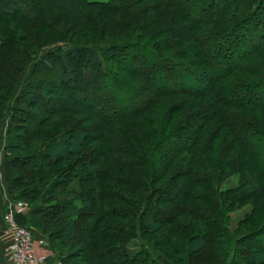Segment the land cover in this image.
I'll return each instance as SVG.
<instances>
[{
	"label": "trees",
	"instance_id": "trees-1",
	"mask_svg": "<svg viewBox=\"0 0 264 264\" xmlns=\"http://www.w3.org/2000/svg\"><path fill=\"white\" fill-rule=\"evenodd\" d=\"M6 1L0 0V124L10 114L3 171L11 200L30 208L17 223L44 234L58 264L73 263L56 240L85 244L88 264H161L147 241L145 248L129 246L145 237L179 264H264V223L255 230L264 215V0H225L212 17L197 0H80L109 15L121 42L56 45L35 62L17 95L19 78L43 47L26 29L64 31L89 17L75 15V0H60L63 11L54 15L45 0H34L37 15ZM74 59L92 79L90 85L78 76L77 85L87 83L82 93H72L70 76L58 75L49 87L33 80L55 66L74 72ZM159 79L168 85L155 86ZM56 86L64 94L52 105ZM124 93L131 99L126 110L114 103ZM236 175L237 186L220 188ZM168 189L172 198H161ZM246 205L253 214L242 225L254 230L236 238L228 217ZM60 221L57 233L49 231Z\"/></svg>",
	"mask_w": 264,
	"mask_h": 264
},
{
	"label": "rangeland",
	"instance_id": "rangeland-1",
	"mask_svg": "<svg viewBox=\"0 0 264 264\" xmlns=\"http://www.w3.org/2000/svg\"><path fill=\"white\" fill-rule=\"evenodd\" d=\"M47 1H48L49 5L46 4ZM6 2H8V4L10 3L9 4L10 8H11L12 4H15L17 7L20 8V10H26V12H29L30 14H35V15L39 14L38 7H37L36 3L34 2V0H32V2H30L29 0H25V1L24 0H7ZM44 3L46 4L47 12H49L50 15H54V13H55V11H57V9L58 10L62 9V11H63V6H62L60 0H45ZM195 4L197 5V7H199L200 10L201 9L204 10L202 12L205 13L206 16L208 15L209 17H212V16H216L218 14V12L226 4V1L225 0L224 1H221V0H197V2ZM32 5H34V6H32ZM211 5H212V9L209 12L208 6H211ZM263 10H264V6L261 8L260 11L262 12ZM74 11H75V15L80 14L81 16L84 15V16L89 17V21H87L85 26H83V27H80L77 24L72 25L69 28V30H71V32H72L71 34L69 33L70 31L67 30V28H66L67 26L62 28V29H64V31H59L56 29H54V30L35 29L32 27H30L31 28L30 31L26 29L27 32L35 33L38 36L39 45H43V47H41V50L39 51V53L36 56H34L32 63L27 66L25 73H23L21 75V77L19 78V81L17 83V88L14 92V95H17L20 92V90L22 88V83H24V80L31 73V71H32L31 69L35 65V62L39 61L40 56L52 51V49H54L56 45H64L67 43H71V44H75V46H78V47H84V46H98V44L99 45L100 44L105 45L104 42H109L110 44L121 42V39L115 38L118 35H116V36L112 35V32H113L112 27L116 24L112 21H111L112 23H109L110 21H107L109 15H107L105 12H103V11H97L96 12L93 9L87 8L84 4H83V7H81L80 0H75ZM10 15H12V12ZM65 15L67 17H73L74 19L76 17L75 15L71 16L73 14L70 15L69 13L67 14L66 12H65ZM202 17H205V15L202 14ZM60 27H62V26H60ZM63 37H65L64 38L65 40L61 41V39ZM56 41H61V42L56 43ZM134 55H136L138 60H141V59L145 60V57L142 55H139L137 52H134ZM229 62H231V61H229ZM73 63H74L73 69L75 71L71 72L70 74H68L65 69L59 68L58 66H55V68L54 67L52 68L50 73L42 72L41 76H39V74H37L33 80L35 81V83L41 84L44 87H49L50 85H52V83L50 81L56 80V77L58 75H64L67 77L70 76V78L65 83L67 85L72 86V90L74 91L72 93H76V95H78L77 92L82 93L85 85L87 84V83L81 82L82 84L77 85L78 84L77 83L78 76H82L83 79L86 77L87 80L89 81L88 84H90V85L92 84V82H91L92 79H91V75H87L84 72L87 70V68H85L84 62L80 61L79 59H74ZM132 64L135 65L136 62L133 61V62L127 63V65H132ZM227 65H228L227 63L221 64V65L219 64L217 67L219 69H224ZM112 67L115 68L114 65ZM173 84H174V82H173ZM166 85H168L167 81H164L161 79L155 81V86L160 87V86H166ZM50 90H51L50 95L48 97L51 99L50 104L53 105L54 104L53 100H55V97L56 96L61 97L62 94H64V92L61 89V87H57V86L54 87L53 89H50ZM115 96L117 98L114 100V103L120 104L122 106V108L124 110H126V107L129 103V101L131 100L130 97L128 96V94L124 93L123 96H121V95H115ZM10 106H11V104H9V107ZM22 108H24V105H22ZM9 116H10V114H8V112H5L4 119L2 120V122L0 124V158H2L1 157V153L3 152L2 146L4 145L3 137H4V133L6 131L5 126L9 120ZM22 117H24V116L22 115ZM76 117L81 119V120L83 119V117H80V116H76ZM86 122H87L86 125H88L90 123H94V121L88 122V120ZM72 127H74L73 123H69L67 130L72 129ZM45 160H46V158H44V160H42V162H40V163L38 162L37 164L31 165V168H33V169L30 170L29 174H27L28 178H30V177L34 178L36 175H38L33 170H34V168H40ZM239 181H240L239 175L238 176L237 175L231 176V178H228L227 180H225L221 184L220 188L221 189H229L231 187H235V186H237ZM171 192H173L171 189L164 191L161 194L162 195L161 198H172L171 196H173V195L171 194ZM181 196L183 198V196H184L183 191H182ZM98 205H99L98 201H95L93 204V207L89 211V214L85 218H83L81 226H84L86 228V225L90 222V220L93 219L94 215L96 214V209H97ZM29 209L30 208H28V210L26 211L27 214H29L28 213ZM260 212H261V206H258V210L256 211V213L258 214ZM252 214H253V207H251V205H246L243 208L235 210L234 212L229 214V217H228L229 219L227 221L228 227H229L230 232L233 235H235L236 238H238V237L243 238L244 236H247V232H249L250 230H254V228H252V227L246 229L242 225V222H244V220ZM153 217L159 218L160 220H164L166 218V214L165 213L158 214L156 212H153ZM263 223H264V215L261 217L259 222L255 224V230L259 229ZM21 225L24 228H27L28 230L31 227L30 224H27V222L25 223L24 221H21ZM62 225H63V221H60L55 225H49V227H50L49 231H54L57 233L61 229ZM37 233L40 236L44 237V239H45V240L38 239L37 241L42 242L43 246L49 247L52 250V256L53 257L51 258V261H49V262L58 264V262L54 259V257H55L54 255H57V252L53 251V247L47 241V237L44 234H42L41 232H37ZM32 237L34 239L33 234H32ZM138 239L139 240H133L132 242H130L129 246H134V248H136V249H140L143 247L145 248V246L147 245V243H146V241H147L151 246L156 248L158 251L165 253L166 256L163 257L164 255L161 256L159 254L160 252H158V251L152 252L154 257L158 259L159 263H161V264H179L178 262H176L177 258L175 257V255L173 253H171L168 249H166L163 246L158 247L156 245L157 239L150 238V237H145L144 239H141V238H138ZM142 240L145 243H142ZM47 244H48V246H47ZM56 245L59 247L58 248L59 251L60 252L62 251L64 255H67L69 260L73 264H88L87 257L85 255V252H86L85 244L84 245L78 244V246L73 247V246H70L71 244H68L67 242H62V241L56 240ZM78 248L80 250L82 248L81 257H78L75 259V257H73V255H72V251L77 250ZM244 249H247V246H244ZM205 254L200 256V261H204ZM173 261L176 263H173Z\"/></svg>",
	"mask_w": 264,
	"mask_h": 264
},
{
	"label": "built area",
	"instance_id": "built-area-1",
	"mask_svg": "<svg viewBox=\"0 0 264 264\" xmlns=\"http://www.w3.org/2000/svg\"><path fill=\"white\" fill-rule=\"evenodd\" d=\"M28 204L22 200L9 202L3 212L5 233L9 238L8 259L4 264H46L47 257L36 251V242L30 230L21 227L16 218L25 215ZM43 245L42 242H38Z\"/></svg>",
	"mask_w": 264,
	"mask_h": 264
},
{
	"label": "crops",
	"instance_id": "crops-1",
	"mask_svg": "<svg viewBox=\"0 0 264 264\" xmlns=\"http://www.w3.org/2000/svg\"><path fill=\"white\" fill-rule=\"evenodd\" d=\"M3 147L4 145L2 146V150H3ZM1 157L2 158H0V264H4V262L7 261V259L9 258L8 252H9L10 243H9V238L5 233V224L3 221L2 213H3L4 207L13 200H11L12 197L8 194L7 185H5V178H4V171H3V159H4L3 152L1 153ZM33 235H34V239L36 240L35 241L36 251L40 254H43L44 256L48 258V262L46 264H55V263L49 262L51 261V258L53 257L52 250L49 247H45L43 245L38 244L37 240L38 239L45 240L44 237L40 236L36 230H34Z\"/></svg>",
	"mask_w": 264,
	"mask_h": 264
}]
</instances>
